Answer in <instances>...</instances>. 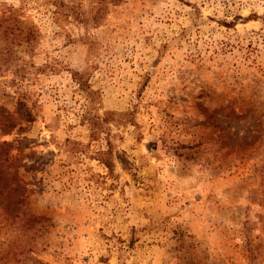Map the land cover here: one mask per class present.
<instances>
[{
	"label": "rangeland",
	"instance_id": "obj_1",
	"mask_svg": "<svg viewBox=\"0 0 264 264\" xmlns=\"http://www.w3.org/2000/svg\"><path fill=\"white\" fill-rule=\"evenodd\" d=\"M0 264H264V0H0Z\"/></svg>",
	"mask_w": 264,
	"mask_h": 264
},
{
	"label": "trees",
	"instance_id": "obj_2",
	"mask_svg": "<svg viewBox=\"0 0 264 264\" xmlns=\"http://www.w3.org/2000/svg\"><path fill=\"white\" fill-rule=\"evenodd\" d=\"M80 86L83 87V84L80 83ZM88 119H89V122H90V123L92 122V124H93L94 126L96 125L97 122H96V120L93 118V116H89ZM95 122H96V123H95Z\"/></svg>",
	"mask_w": 264,
	"mask_h": 264
}]
</instances>
